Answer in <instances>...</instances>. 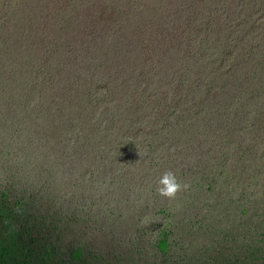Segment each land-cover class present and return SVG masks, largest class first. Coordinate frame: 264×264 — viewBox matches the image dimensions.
Masks as SVG:
<instances>
[{
  "label": "trees",
  "instance_id": "obj_1",
  "mask_svg": "<svg viewBox=\"0 0 264 264\" xmlns=\"http://www.w3.org/2000/svg\"><path fill=\"white\" fill-rule=\"evenodd\" d=\"M0 264H264V0H0Z\"/></svg>",
  "mask_w": 264,
  "mask_h": 264
},
{
  "label": "clouds",
  "instance_id": "obj_2",
  "mask_svg": "<svg viewBox=\"0 0 264 264\" xmlns=\"http://www.w3.org/2000/svg\"><path fill=\"white\" fill-rule=\"evenodd\" d=\"M187 187L186 184H181L177 180L173 172L165 171L157 181L156 192L162 198L173 200L176 198L178 192L186 190Z\"/></svg>",
  "mask_w": 264,
  "mask_h": 264
}]
</instances>
